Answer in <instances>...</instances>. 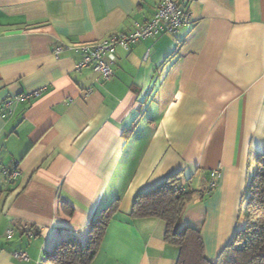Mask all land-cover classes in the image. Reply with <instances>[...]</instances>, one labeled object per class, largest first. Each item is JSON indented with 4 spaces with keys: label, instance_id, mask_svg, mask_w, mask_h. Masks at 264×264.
I'll return each mask as SVG.
<instances>
[{
    "label": "crops",
    "instance_id": "obj_1",
    "mask_svg": "<svg viewBox=\"0 0 264 264\" xmlns=\"http://www.w3.org/2000/svg\"><path fill=\"white\" fill-rule=\"evenodd\" d=\"M176 1L191 23L117 47L104 80L76 69L80 51L54 47L130 33L159 0H0V107L13 100L0 113V264H50L46 252L86 241L115 199L89 264H176L165 221L130 216L171 176L195 191L182 225L200 230L207 259L242 227L264 152V0Z\"/></svg>",
    "mask_w": 264,
    "mask_h": 264
},
{
    "label": "trees",
    "instance_id": "obj_2",
    "mask_svg": "<svg viewBox=\"0 0 264 264\" xmlns=\"http://www.w3.org/2000/svg\"><path fill=\"white\" fill-rule=\"evenodd\" d=\"M178 182L177 176H171L155 187L141 191L130 212L133 218L152 216L165 221V240L178 247L176 264H264V152L256 156L248 174L242 208L244 224L234 231L214 261L204 254L200 230L192 225H182V212L195 191L189 190V181ZM211 183L210 188L214 185ZM182 186L183 189H179ZM2 192L0 188V198ZM118 201L113 200L91 219L86 241L63 239L46 252L45 260L50 264H89L118 208Z\"/></svg>",
    "mask_w": 264,
    "mask_h": 264
},
{
    "label": "built area",
    "instance_id": "obj_3",
    "mask_svg": "<svg viewBox=\"0 0 264 264\" xmlns=\"http://www.w3.org/2000/svg\"><path fill=\"white\" fill-rule=\"evenodd\" d=\"M191 23L190 10L181 7L176 0H159L156 10L152 18L143 22H135V28L130 33L112 34L109 37L90 43H81L74 45H57L53 52L57 56L62 50L74 49L80 51L83 55L82 59L76 63V69L85 66H91L92 69L99 72L104 80H110L113 75L112 64L115 62V49L121 47L128 50L130 46L148 35L158 32H174L179 27L189 25ZM90 89L84 91L83 95L87 96ZM23 95L14 97L21 99ZM12 99L7 100L0 107V113H10L12 111ZM219 167L211 171L212 177L219 176ZM20 173L17 163L11 165L9 175L16 178ZM210 185H213L211 183ZM179 189H183V186ZM12 230H8L10 235ZM16 257L26 259L27 255L23 251L14 253Z\"/></svg>",
    "mask_w": 264,
    "mask_h": 264
}]
</instances>
